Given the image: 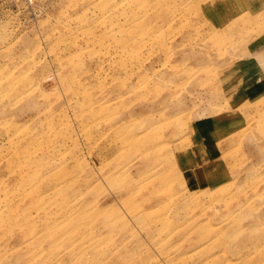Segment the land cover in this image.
Wrapping results in <instances>:
<instances>
[{
    "label": "rangeland",
    "instance_id": "rangeland-1",
    "mask_svg": "<svg viewBox=\"0 0 264 264\" xmlns=\"http://www.w3.org/2000/svg\"><path fill=\"white\" fill-rule=\"evenodd\" d=\"M263 39L264 0L0 2V264H264Z\"/></svg>",
    "mask_w": 264,
    "mask_h": 264
},
{
    "label": "crops",
    "instance_id": "crops-1",
    "mask_svg": "<svg viewBox=\"0 0 264 264\" xmlns=\"http://www.w3.org/2000/svg\"><path fill=\"white\" fill-rule=\"evenodd\" d=\"M253 53H255V52H253ZM255 60L258 61L257 58H255ZM259 60H260V58H259ZM238 95H243L242 97L246 96L247 100L250 101V104L255 103L258 97H261V98L264 97V84L255 85V84H253V82H251V84H246V85L244 84L240 87L239 91L235 92L229 99L231 100V98L233 96H235L234 98L236 99V96L238 97ZM242 97H240V98H242ZM240 98H237V100ZM195 147H197V146H195ZM192 149L195 151V153H198L199 155L201 154L202 159L199 162L200 165L195 166V165H198V164H195L193 166L191 164L192 159H191L190 155H192L191 154L192 150H188V153L186 155L187 156L186 162H183L184 167H182V166H181V168L179 167L180 170L181 169L184 170V168L187 167L186 170H188V171H186V172L187 173L189 172L190 178L197 176L199 178L198 181L201 182L204 187H210L211 185L217 184L218 182H220L221 181L219 179L220 178L219 174H221L219 171L220 167H219V165H217L215 167V161H217V159H216V155H213V152H212V149H214V148H211V150H209V153H208V151H206L204 153L201 150H198L196 148H192Z\"/></svg>",
    "mask_w": 264,
    "mask_h": 264
},
{
    "label": "built area",
    "instance_id": "built-area-1",
    "mask_svg": "<svg viewBox=\"0 0 264 264\" xmlns=\"http://www.w3.org/2000/svg\"><path fill=\"white\" fill-rule=\"evenodd\" d=\"M11 1H17V0H0L1 3H3V2H11Z\"/></svg>",
    "mask_w": 264,
    "mask_h": 264
}]
</instances>
